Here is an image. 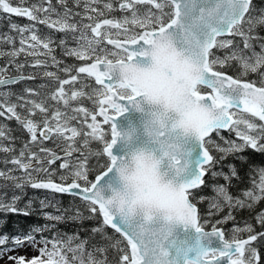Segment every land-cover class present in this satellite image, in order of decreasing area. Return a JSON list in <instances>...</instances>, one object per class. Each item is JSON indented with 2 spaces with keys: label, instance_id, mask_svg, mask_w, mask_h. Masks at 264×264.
Here are the masks:
<instances>
[{
  "label": "water",
  "instance_id": "1",
  "mask_svg": "<svg viewBox=\"0 0 264 264\" xmlns=\"http://www.w3.org/2000/svg\"><path fill=\"white\" fill-rule=\"evenodd\" d=\"M166 1L174 8L170 22L148 38L113 41L129 53L126 60H98L85 69L108 89L105 101L116 110H101L112 129L105 149L109 166L89 188L38 185L96 205L106 224L130 243L132 264H230L244 242H227L220 229L200 227L189 195L202 185L211 160L203 142L231 126L230 110L251 106L264 120V87L208 67L215 40L242 21L251 0ZM25 78H1L0 88ZM118 85L132 94L119 95ZM198 85L220 100L196 93ZM52 132L43 127L40 134L48 140Z\"/></svg>",
  "mask_w": 264,
  "mask_h": 264
},
{
  "label": "rangeland",
  "instance_id": "2",
  "mask_svg": "<svg viewBox=\"0 0 264 264\" xmlns=\"http://www.w3.org/2000/svg\"><path fill=\"white\" fill-rule=\"evenodd\" d=\"M71 1L72 5L75 3L73 8L70 6ZM51 2L0 0V15L10 21L8 25L12 31V35H6L4 40L11 41L12 36H15L19 43L12 52L17 55L23 52L24 57H29V67H26L23 74L40 73L48 79L39 81L37 87L23 83L26 91L36 93L31 98L25 95L21 103L16 100L11 102L13 105L22 104L24 115L21 111L20 120L13 126L0 121V203L11 208L21 197L16 194L24 193L25 189L20 185L22 183L35 185L52 181L62 184L77 183L89 188L95 179V176H90L93 174L91 172H97V176L108 167L110 158L105 149L112 139V129L111 124L101 115V110L106 109L110 114L116 111L105 101L109 96L108 89L88 76L85 69L98 60H126L129 53L117 48L113 44L114 40L148 38L149 31L162 28L174 17V8L166 0H65L57 2L59 8ZM19 8L28 9V12H18ZM105 9L118 12V17L100 19V11ZM19 16L26 19L24 23L19 24L16 19ZM243 20L240 23L242 25L232 28V34L240 35V40L234 42L231 35L216 39L215 46L224 52L209 58V67L221 72L222 67L235 58L239 68L236 75L230 76L252 83L254 80L245 79L250 71L257 74V80L253 84L264 87V37L255 42L250 35L257 25H264V7L253 10L250 7ZM61 55L78 62L65 66L63 64L66 60ZM116 90L121 96L130 94L122 86H117ZM197 92L212 93L206 88H198ZM213 97L216 101L220 100L215 95ZM230 113L235 118L229 132L215 131L216 134L213 133L204 142L209 152L214 149L218 165L222 158L246 144L264 148L263 144L260 145V141L264 139V121L254 114L251 106L246 111L233 109ZM36 116L40 119L36 120ZM43 127H49L53 131L48 141L40 136ZM17 130L28 133L30 144L26 146L27 151L14 153L12 150L14 138L10 139L6 134ZM101 153L108 160L93 167L89 162L93 158L91 154ZM222 168L220 165L212 173L221 175L218 170ZM203 169L208 172V166ZM259 172L261 175L253 191L246 192L244 197L252 194L253 199L257 200L261 196L264 189V169ZM3 180L11 182L2 184ZM13 180L21 188L15 186ZM9 188L11 191L6 190ZM189 196L194 201H207L203 206L204 213H200L201 217L198 215L200 227L222 230L220 222L224 224L226 220L232 219L231 216L215 219L221 212H228L229 207L235 203V200L230 202L224 185L213 186V195L208 198L195 196L193 191ZM39 202L41 204L42 200ZM30 204L29 202L28 205ZM210 217L214 219L211 220ZM251 229L248 224H236L231 231H227L235 235L244 230L255 239ZM12 242L11 245L0 248V264L40 263L53 252L52 243L43 239L28 236L14 238ZM253 246H249L248 254L243 256L244 260H252L249 262L252 264L255 263ZM126 259L132 263L130 248Z\"/></svg>",
  "mask_w": 264,
  "mask_h": 264
},
{
  "label": "trees",
  "instance_id": "3",
  "mask_svg": "<svg viewBox=\"0 0 264 264\" xmlns=\"http://www.w3.org/2000/svg\"><path fill=\"white\" fill-rule=\"evenodd\" d=\"M51 1L56 5L57 2L65 0ZM74 4L72 5L71 1V8ZM116 5L117 3L114 4V6ZM263 7L264 0H251L252 10ZM100 13H102L101 18L103 20L118 17L116 11L105 9ZM9 22L4 15H0V78L6 76L7 70H12L14 74H17L24 71L27 66L29 67V57H24L21 52L18 55L12 52L18 47L16 37L12 36L11 41L4 40L6 35L12 33L10 25H8ZM250 35L252 41L255 42L262 36L264 37V25H257ZM231 37H233L234 42H237L241 36L231 34ZM223 52L215 46L209 56L213 58L218 53L221 55ZM61 57L63 56L61 55ZM63 58L66 60V63L63 64L65 66H70L73 64L72 62H78L71 57L65 56ZM18 64H23V66L19 67ZM236 64V59L232 58L230 63L222 67V71L229 75H236L239 68ZM57 72L59 73V71ZM33 77L29 83L36 85V87L39 85V81L46 79L40 73L34 74ZM256 77L257 74L249 71L245 79L256 81ZM198 88L204 89L203 87ZM1 100L0 97V110L2 109ZM39 119V116L36 117V120ZM1 120L4 119L0 113ZM6 135L10 139L14 138L12 149L14 153L20 150L27 151L26 146H29L30 143L26 131H9ZM212 153L214 154L213 150L210 151L212 159L208 164V172L205 174L206 177L204 176L203 184L193 190L195 196L205 198L212 196L213 186L216 185H224L231 196L238 198H243L244 193L254 189L255 183L261 175L259 171L264 169V148L246 144L240 150L222 158L219 165L216 164V157ZM91 156L93 158L89 159V162L92 163L93 167L108 160L106 155L102 153L101 155L91 154ZM220 165L223 166L221 170H218L221 175L212 174ZM91 173H93L90 174L91 177H96L97 172ZM10 182L9 180L1 181L2 184ZM13 182L16 181L13 180ZM20 185L25 189L24 193H22L23 195L21 193L16 194V196L20 194L21 197L16 200L12 208L0 203V248L11 245L14 238L29 236L46 240L52 243L53 248V252L43 262H30L29 264H132L126 259L130 248L129 242L106 224L97 206L77 196L51 191L40 187L38 184L22 183ZM20 185L15 183V186L19 188H21ZM6 190H10V188ZM40 199L42 200L41 204ZM191 200L194 203L197 202L196 205L201 217V214L204 213L203 206L207 201ZM29 202L30 205H28ZM245 210L244 207L235 210L232 214V220L237 221L246 218L247 221L254 224V260L255 264H264V198L255 200L249 211ZM260 211L263 212V220H253L252 217H256L255 214L261 213ZM210 218L211 220L214 219Z\"/></svg>",
  "mask_w": 264,
  "mask_h": 264
},
{
  "label": "flooded vegetation",
  "instance_id": "4",
  "mask_svg": "<svg viewBox=\"0 0 264 264\" xmlns=\"http://www.w3.org/2000/svg\"><path fill=\"white\" fill-rule=\"evenodd\" d=\"M18 12H22L25 14L28 12V9L19 8ZM99 18L102 19L101 17H99ZM16 19L19 21V24L22 22L24 23V21L26 20V19H24V17H20V16L16 17ZM18 66L20 67V65H18ZM24 71L18 72L17 74H14L12 70H7L8 73L6 74V76L2 77V78H5V77H10V76H18V75H24V76L28 77V78L19 80L12 85H8V86L0 88V94H1L0 97L2 98V100H1V102H2L1 108L2 109L0 110V113L3 115V119H4L1 121H5L6 123H9L11 126H12V124H15V122L17 120L18 121L20 120V112L23 110L22 104L13 105L11 102L16 100V102L21 103L20 101H22V99L25 95L27 97L31 98V97L35 96V94H36L35 92L30 93L24 89L23 83L30 84L29 81L32 78H34L33 75L23 74ZM30 85H32V84H30ZM33 86L36 87V85H32V87ZM10 110H12V112H10ZM13 110H16V111H13ZM22 115H24V111H22ZM262 144L264 145V139H262L260 141V145H262ZM251 191H253V189L250 191H247V192H251ZM228 194H229V192H228ZM229 198L231 200L230 202L235 200V203L229 207L230 209L228 210V212H223V213L221 212L215 219H219V220L226 219L227 216H231V218L233 219L232 214H234L235 210H237L241 207H244V209H246L245 211H249V209L251 208V204H253L255 202V200L252 197V194H250L249 197H247V198L246 197H243V198L233 197V196H231V194H229ZM263 198H264V189L261 192V196L257 200L263 199ZM260 212L261 213L255 214L257 218L252 217L253 220H261V221L263 220V212L262 211H260ZM232 219L231 220L228 219V220H226V222L224 221L225 222L224 224H223V222H220L221 223L220 226L223 227V228L221 227L222 230H220L222 235H223V238L225 237L224 240H226L227 242H244V243L240 246L241 250L231 256L230 264H252V263H249L252 260H244L243 256H246V254H248V247L251 245H254V236L249 234V232L248 233L245 232L244 230L239 232V234H235V235L233 232H231V234H230V231H231L232 227L236 226V224L237 225L248 224L252 228L250 232L253 234L254 224H252L250 221H247L246 218L245 219L241 218L237 221H233ZM227 230H230V231H227ZM216 255H217V253H215L211 256H216ZM253 261L255 262V260H253Z\"/></svg>",
  "mask_w": 264,
  "mask_h": 264
},
{
  "label": "bare ground",
  "instance_id": "5",
  "mask_svg": "<svg viewBox=\"0 0 264 264\" xmlns=\"http://www.w3.org/2000/svg\"><path fill=\"white\" fill-rule=\"evenodd\" d=\"M70 11V10H69ZM80 14V13H79ZM74 20V19H73ZM76 20V19H75ZM81 20V19H80ZM244 21V20H243ZM78 22V21H77ZM243 23V22H242ZM234 32V31H233ZM229 37V36H228ZM23 53V52H22ZM215 68V67H214ZM222 72V71H221ZM253 81V80H252ZM251 82V81H250ZM254 82V81H253ZM252 82V83H253ZM254 116V115H253ZM235 118V117H234ZM260 120V119H259ZM258 120V121H259ZM229 132V131H228ZM216 133H214L213 135H215ZM214 150V149H213ZM213 154V153H212ZM214 155V154H213ZM220 158V157H219ZM217 169V168H216ZM213 174V173H212ZM206 177V176H205ZM197 203V202H196ZM200 212V211H199ZM207 229V228H206ZM209 230V229H208ZM225 238V237H224ZM227 239V238H226ZM229 241V240H228ZM215 254V253H214ZM234 257V256H233ZM257 264V263H256Z\"/></svg>",
  "mask_w": 264,
  "mask_h": 264
}]
</instances>
